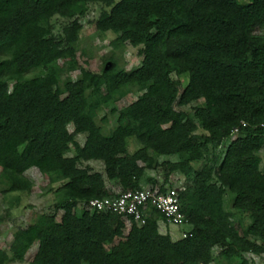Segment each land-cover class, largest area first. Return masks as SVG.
I'll list each match as a JSON object with an SVG mask.
<instances>
[{"label": "trees", "instance_id": "obj_1", "mask_svg": "<svg viewBox=\"0 0 264 264\" xmlns=\"http://www.w3.org/2000/svg\"><path fill=\"white\" fill-rule=\"evenodd\" d=\"M89 1L0 0L2 191L30 190L24 173L34 167L62 182L57 189L63 197L54 206L62 211L59 221L40 213L13 233L12 258L22 261L37 243L28 264H210L211 249L220 245L227 262L251 264L241 254L257 255L264 246V164L257 155L264 145V127L258 126L264 120V35L253 34L264 25V0H96L104 7L96 29L139 46L140 64L123 70L108 58L100 73L81 69L76 80L60 86L53 64L73 57L81 24L74 17L54 37L49 20L56 13L80 15ZM39 67L46 72L24 77ZM172 73L188 74L180 91ZM130 87L138 96L115 111L116 125L103 134L95 122L98 109ZM197 100L192 118L173 106ZM241 121L246 125L227 141ZM81 132L86 135L79 145L74 135ZM128 137L140 145L132 153ZM224 143L218 162L191 166ZM70 146L74 153L67 155ZM162 155L178 159L158 162ZM90 160L101 161L102 172L78 165ZM158 165L163 181L178 172L186 183L178 190L189 226L185 237L160 233L162 215L153 208L126 232L117 214L74 213L79 202L109 195L105 181L138 189L145 169ZM226 192L233 195L232 208L248 215L245 228L224 211ZM9 260L0 248V264Z\"/></svg>", "mask_w": 264, "mask_h": 264}, {"label": "rangeland", "instance_id": "obj_2", "mask_svg": "<svg viewBox=\"0 0 264 264\" xmlns=\"http://www.w3.org/2000/svg\"><path fill=\"white\" fill-rule=\"evenodd\" d=\"M104 7L96 0H90L84 5V12L80 15H74L68 17L63 14H54L49 20V28L51 34L54 37L62 36L63 28L67 26L71 20L76 17L81 24L80 31L77 39L71 44L73 50L72 58L58 59L54 62L53 66L59 74V85L62 86L66 79L76 80L80 76V70L85 69L92 73H100V69L104 60L108 58L114 59L116 67L123 70H131L140 64V55L138 53L139 46H132L127 42H120L116 39L117 34L111 31L100 32L95 27V20L97 19L100 11ZM254 35H264V25L258 26L253 30ZM46 69L39 67L32 69L24 74V77L29 78L36 75L45 73ZM171 78L178 83V90L187 83L188 74L183 75L171 74ZM11 82H9L10 84ZM139 91L135 87L127 88L125 94L107 104H102L97 111L95 122L101 127L103 134H108L116 125L117 114L115 111L127 106L129 103L134 101L138 96ZM201 100L190 102L185 106H178L174 104V108L182 110L186 113L189 118H192L193 108L199 105ZM197 123V122H196ZM72 125H68V130L72 131ZM196 132L203 133L199 127ZM86 133H76L74 139L76 143L81 145L84 141ZM235 135H230V139ZM127 146L126 150L132 153L140 145L134 137H128L126 139ZM224 143L220 147L213 148L212 146L202 156L200 160L191 163L194 169H199L203 164H211L218 162L222 156ZM74 153L73 147L70 146L67 151V155ZM257 155L261 159L260 165L264 162V145L258 150ZM177 155H162L157 157L158 162L162 161H176ZM80 167H89L93 170L100 171L102 169L101 161H81L78 163ZM158 165L155 169H145L144 176L147 180L142 183V186H146L152 183L160 184L165 182L166 185H175L178 190L185 187L186 183L183 180V176L178 172H173L168 176L166 181H163L164 169ZM164 167V166H163ZM25 176L32 182V187L27 191H12L3 192L5 183L0 178V248L3 249L9 256L10 260L7 264H28L31 260L34 252L37 248V243H34L25 253L22 261H17L12 258V254L9 251V246L12 241L13 233L19 229L24 228L36 218L40 213L53 214L57 221L60 220L62 211L55 209V205L62 200V195L58 192V187L62 183L60 180H55L53 175L48 176L40 173L36 168L31 167L25 171ZM153 180V182H152ZM114 189H117L116 184L108 185ZM109 187V188H110ZM233 195L226 192L223 195V209L228 214L229 219L233 222H238L242 228H245L249 223L250 219L244 212H238L231 206ZM83 205L79 202L73 209L75 214L82 212ZM188 226L183 224L180 228L174 226H162L158 229L160 233H167L172 240H176L180 236L181 231H186ZM164 229V230H163ZM171 230V235L169 234ZM127 228L124 227V232ZM222 246L215 245L211 249L212 262L210 264H237L236 261L227 262L220 254ZM243 257L252 258L249 252L242 253ZM252 264H264V261L253 259Z\"/></svg>", "mask_w": 264, "mask_h": 264}, {"label": "built area", "instance_id": "obj_3", "mask_svg": "<svg viewBox=\"0 0 264 264\" xmlns=\"http://www.w3.org/2000/svg\"><path fill=\"white\" fill-rule=\"evenodd\" d=\"M245 125L246 122L241 121L237 125L231 126L230 134L236 135L239 129ZM258 126L264 127V120L259 122ZM160 184L152 183L134 190H121L119 187L117 189L107 188L109 195L101 198H91L83 202V209L117 214L128 230L132 222L142 224L147 210L153 208L162 215L163 222L166 225L180 228L186 222L180 209L178 188L175 185L168 186L165 183L161 188ZM169 231L171 235V230ZM180 233V236L176 239L185 237L186 231ZM249 253L253 259L255 257V261L257 259L264 261V246L263 250L257 255ZM253 259L248 258V261L252 264Z\"/></svg>", "mask_w": 264, "mask_h": 264}, {"label": "crops", "instance_id": "obj_4", "mask_svg": "<svg viewBox=\"0 0 264 264\" xmlns=\"http://www.w3.org/2000/svg\"><path fill=\"white\" fill-rule=\"evenodd\" d=\"M160 157V156H159ZM261 163V162H260ZM263 164H264V162H263ZM263 164L262 165H260V167H262L263 166ZM100 172H102V169L100 170ZM146 176V175H145ZM145 176H143V179L141 180V183H140V185L142 186V183L143 182H145V180H147L146 178H145ZM162 183V182H161ZM110 184H116L115 183V181H113V180H111V181H105V188L107 189V188H109L110 186H108V185H110ZM110 188H112V187H110ZM150 209V208H149ZM149 209H148V211H149ZM157 224H158V229H161V227L163 226L164 227V229L166 228V226H169V225H166L164 222H163V219L161 218V219H159L158 221H157ZM188 226V225H187ZM188 228H189V226H188ZM187 228V229H188ZM163 229V230H164ZM169 229H170V226H169Z\"/></svg>", "mask_w": 264, "mask_h": 264}]
</instances>
